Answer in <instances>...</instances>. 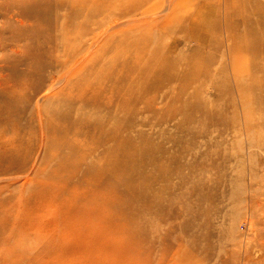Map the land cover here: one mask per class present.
Wrapping results in <instances>:
<instances>
[{
	"label": "rangeland",
	"instance_id": "1",
	"mask_svg": "<svg viewBox=\"0 0 264 264\" xmlns=\"http://www.w3.org/2000/svg\"><path fill=\"white\" fill-rule=\"evenodd\" d=\"M59 1L0 0V92L27 101L0 125V264H264V0ZM96 116L100 145L72 130Z\"/></svg>",
	"mask_w": 264,
	"mask_h": 264
},
{
	"label": "bare ground",
	"instance_id": "2",
	"mask_svg": "<svg viewBox=\"0 0 264 264\" xmlns=\"http://www.w3.org/2000/svg\"><path fill=\"white\" fill-rule=\"evenodd\" d=\"M104 1V0H103ZM57 2L59 3L60 1L59 0H57ZM65 1H61V3H64ZM60 3V4H61ZM60 4L58 5V7H60ZM65 4H66V6L68 7V10L65 12L66 13V18L61 22V24H60V28L62 29L61 30V32H60V38H57L56 39V41H55V45L58 47V48H56L55 50H54V52L55 53H59V52H62V53H64V55L63 56H57V55H55L54 56V62L57 64V65H59V68H60V70H62V68L63 67H67V65H68V63L72 60V61H74L73 59L75 58V57H77V56H79L81 53H82V45H83V42H82V45L79 47V48H76V50H74V54H72L71 53V51H72V49H70V48H68L67 46H65L64 45V42H63V40L67 37V38H74V39H77L78 41H80L81 42V29L79 28L78 29V31H76V33H73L71 30L73 29V21H74V19H76L77 17H79L80 16V12H79V9L78 8H76L75 6L76 5H71L70 3H66L65 2ZM134 4V3H133ZM79 5V7H85V6H88L89 7V9H88V13H92V15H94V14H97L98 12H100L101 11V6H102V1L101 0H86V2H81V3H79L78 4ZM174 6V5H173ZM173 6H171V7H173ZM55 7V6H54ZM170 7V8H171ZM177 7V6H176ZM39 9V7L38 6H35L34 7V9ZM174 8H175V6H174ZM173 9V8H172ZM117 11V10H116ZM128 10L127 9H125V10H120L118 13H122V14H125L126 12H127ZM166 11V10H165ZM169 11H170V9H169ZM168 11V12H169ZM154 13V12H153ZM157 13V12H156ZM169 14H171V12L169 13ZM175 14V13H174ZM155 16V15H154ZM169 16V15H168ZM151 17H153V16H151ZM156 17V16H155ZM154 18V17H153ZM169 18V17H168ZM159 19V18H158ZM152 20V24H153V22H155V21H153V19H151ZM162 20V19H161ZM145 21H147V20H145ZM145 21H143V22H145ZM142 22V23H143ZM147 22H149V21H147ZM146 22V23H147ZM167 22V21H166ZM166 22H163V23H166ZM174 22V21H173ZM63 23H65L64 24V27H62V24ZM140 23V22H139ZM115 24V23H114ZM113 24V25H114ZM159 24V22L158 23H156L155 24V26H157ZM112 25V26H113ZM111 26V25H110ZM143 26H144V24H143ZM142 25H141V27H143ZM153 27H154V25H152ZM119 27V26H118ZM140 27V26H139ZM157 27H159V25L157 26ZM121 28V27H120ZM156 28V27H155ZM166 28H168V25H166ZM41 29H43L42 27H40L39 28V30H41ZM164 29H165V27H164ZM169 29V28H168ZM120 30V29H119ZM159 30V29H158ZM127 31V30H126ZM125 31V32H126ZM110 42V41H109ZM109 44V43H108ZM134 45L132 46V47H136L137 46V44L136 43H133ZM126 45V44H125ZM130 46V45H129ZM144 46V45H143ZM143 46L141 47V48H143ZM129 48V47H128ZM129 49H131V47L129 48ZM129 49H128V51H129ZM123 50H124V48H123ZM131 50H133L134 51V49L132 48ZM130 50V51H131ZM143 50H144V48H143ZM132 51V52H133ZM145 51L147 52L148 50H146V48H145ZM118 52H121L122 53V51H117V54H118ZM127 51H125V53H126ZM135 52H136V54H138V50H135ZM141 52V51H140ZM116 53V52H115ZM142 53V52H141ZM91 53H89V52H87V54H86V56H85V60L83 61V62H85V64H86V61L88 60V59H90L91 58V55H90ZM103 54H104V52H103ZM126 54H128L129 55V53L127 52ZM131 54V53H130ZM134 54V53H133ZM132 54V55H133ZM135 54V55H136ZM143 55H145L144 53H142ZM147 54V53H146ZM102 55V54H101ZM116 55V54H115ZM119 55V54H118ZM103 56V55H102ZM127 56V55H126ZM139 56L140 55H138V58H139ZM146 56V55H145ZM116 57H118V56H116ZM93 58H95V57H93ZM134 59L135 57H131V59ZM141 58V57H140ZM148 58V57H147ZM160 58V57H159ZM101 59V58H100ZM103 59H104V57H103ZM120 59H122V57L120 58ZM125 59V58H124ZM128 59H130V56H129V58ZM132 59V61L133 62H137V61H134ZM152 59L154 60V58L152 57ZM97 60V58H95V59H90L89 61L90 62H94V61H96ZM113 60L114 61H116L117 59L115 58V57H113ZM123 60V59H122ZM135 60H137V58L135 59ZM143 60V59H142ZM150 60H151V58H150ZM119 61V60H118ZM121 61V60H120ZM127 61V60H126ZM126 61H125V63H126ZM131 61V60H130ZM130 61L128 60V62H129V64H130ZM131 61V62H132ZM139 61H141L140 59H139ZM167 61V60H166ZM122 62V61H121ZM120 62V63H121ZM142 62V61H141ZM134 63V65L136 66V64ZM140 63V62H139ZM131 64H133V63H131ZM131 64H130V66H131ZM137 64H138V62H137ZM133 65V66H134ZM140 65V64H139ZM146 65H147V63H146ZM149 65V64H148ZM80 66V65H79ZM133 66H131L132 68H133ZM135 66H134V68H135ZM138 66V65H137ZM141 66V65H140ZM150 66V65H149ZM130 67V68H131ZM126 69H128V68H126ZM91 70V69H90ZM125 71H127V70H125ZM109 72V71H108ZM112 72V71H111ZM109 73V75H107V76H115V73L114 72H112V73ZM122 72V71H121ZM124 72V71H123ZM69 73H70V71H69ZM113 73H114V75H113ZM119 73V72H118ZM91 74V73H90ZM62 75H64V73H62ZM117 75H119V74H117ZM104 77V76H103ZM55 77H52L51 78V80L52 79H54ZM63 78H66V76H62V77H59L58 78V82L61 80V79H63ZM80 80H81V78H79ZM78 81V80H77ZM101 81V80H100ZM99 81V82H100ZM119 82V81H118ZM116 83V82H115ZM115 83H113V84H115ZM78 84H81L80 83V81H78ZM110 84H112V82L110 83ZM102 85V84H101ZM107 85V84H106ZM0 86H1V84H0ZM4 86V85H3ZM2 86V87H3ZM103 86V85H102ZM13 87V86H12ZM90 87V86H89ZM88 87V88H89ZM107 87V86H106ZM115 87V86H114ZM117 87V86H116ZM125 87V86H124ZM4 89L6 88V87H3ZM40 88H41V84L40 83H38L37 85H35L33 88H32V90L34 91V92H37V91H39L40 90ZM110 88H112V85H111V87ZM17 89V88H16ZM68 89V85L67 84H64L63 85V88H62V90L61 91H63V92H65L66 90ZM107 89H109L108 87H107ZM86 90H87V88H86ZM101 90H102V88H101ZM100 92V91H99ZM101 94V93H100ZM17 96L13 93V91L12 90H6L5 92H3V93H1L0 92V125H6V123H7V121L9 120V118H10V113H12L13 111H11V112H9V109H10V107H12V108H15V107H17V108H15L14 110L16 111V109L17 110H19V112L18 111H16L15 113H17L16 115L17 116H20L22 113H20V112H22L23 111V108H24V106L26 105V103H27V101H25L24 102V105H22L23 107H22V109H20V108H18V107H21V106H19V105H17V104H19V102H17V98H16ZM69 97V96H68ZM100 98H102V96L100 97ZM19 99V98H18ZM70 98H68V100H69ZM98 100V97H97V99H95V94H94V91H93V96H89L88 98H84V101H82V100H79L78 102H80V104H84L83 106H89V105H93V104H96L97 101ZM23 102V101H22ZM21 102V103H22ZM7 106H9V108L7 107ZM8 108V109H7ZM11 108V110H13ZM98 112V111H97ZM14 117V116H13ZM102 117H104L103 115H102ZM85 118V117H84ZM108 118V117H107ZM106 118V119H107ZM104 120V119H102L100 116H96V119L95 120H93V121H89V119H86L87 120V122L86 121H84V124H85V129H72V130H76V131H79V132H81V131H84V132H86V134H87V136H88V139H92L93 141H98V140H100V142L97 144V145H100L101 144V142L103 141V142H109L110 141V139L112 138V135H113V133H114V130H112V131H108V132H106L105 131V127L106 126H108V123L106 122L107 120ZM89 121V122H88ZM108 121H111V119H109ZM71 130V131H72ZM11 143V141L10 142H8V143H3V145H1L0 144V148H3V147H5V146H8V145H13V144H15V142L14 141H12V144H10ZM96 145V146H97ZM20 156H22V158H23V155H21V151L20 150H14L13 152H6L5 154H4V158L5 159H7V160H9V167H18V161L20 160ZM8 170V168H6V169H3L2 170V172H5V171H7ZM86 175H88V173L86 172ZM89 176V175H88ZM201 212V211H200ZM253 223V221L252 220H250V224H252ZM50 226V225H49ZM0 227H1V225H0ZM162 230V229H161ZM166 234V233H165ZM167 235V234H166ZM171 236V235H170ZM125 237V236H124ZM137 237V236H136ZM114 238H116V237H114ZM162 238H163V236H162ZM172 238V237H171ZM116 239H118V238H116ZM119 239H120V237H119ZM138 240H141V239H138ZM118 241V245H119V243H120V241L119 240H117ZM52 242V241H51ZM87 242V241H86ZM85 242V244H87ZM137 242V241H136ZM90 243V242H89ZM92 243V242H91ZM100 243V242H99ZM106 243H108V242H106ZM115 242L113 241V244H114ZM57 243H55V245H56ZM109 244H110V242H109ZM112 244V245H113ZM47 245H48V243H47ZM46 244H45V246H47ZM51 245V244H50ZM58 245V244H57ZM56 245V246H57ZM87 245H89V244H87ZM93 245V244H92ZM100 245V244H99ZM118 245H117V248H118ZM122 245H123V243H122ZM125 245H127V244H125ZM170 245V244H169ZM52 246V245H51ZM86 245H84V248H86L85 247ZM107 246V245H106ZM121 246V245H120ZM119 246V247H120ZM124 246V245H123ZM128 246V245H127ZM54 247V249H55V246H53ZM59 247V246H58ZM104 247V246H103ZM109 247H112V246H109ZM108 247V248H109ZM167 247V246H166ZM47 248H49V247H47ZM46 248V249H47ZM52 248V247H51ZM57 248V247H56ZM88 248H90V247H88ZM96 248V247H95ZM97 248H98V245H97ZM108 248H106L107 250L106 251H109V249ZM46 249L44 250V251H42V252H45L46 251ZM53 249V250H54ZM58 249V248H57ZM92 248H90V250H91ZM115 249H116V247H115ZM121 249V248H120ZM125 249V248H124ZM127 249V248H126ZM49 250H50V248H49ZM52 250V249H51ZM63 250V249H62ZM81 250V249H80ZM89 250V249H88ZM110 250H112V249H110ZM122 250H123V248H122ZM128 250V249H127ZM56 251V250H55ZM55 251H53V252H55ZM70 251H73V250H70ZM96 251V250H95ZM99 251V250H98ZM103 251H105V250H103ZM103 251H101V252H103ZM124 251H126V250H124ZM49 253H50V251H48ZM69 252V251H68ZM111 252V251H110ZM113 253H114V251H112ZM119 252V251H118ZM117 252V250H116V253H118ZM130 252V251H129ZM37 253V252H36ZM60 253V252H59ZM89 253H91V252H89ZM89 253H87L88 255H80L81 253H74V257H77V256H83V257H81V258H87V257H89ZM100 253V252H99ZM98 253V254H99ZM122 253V252H121ZM124 253V252H123ZM128 253V252H127ZM127 253H124V255L125 254H127ZM149 253V252H148ZM44 254V253H43ZM46 254V253H45ZM50 254H52V251H51V253ZM54 254H56V253H54ZM67 254V253H66ZM70 254V252L67 254V255H69ZM97 254V255H98ZM105 254V253H104ZM103 254V255H104ZM111 254V253H110ZM109 252H108V257H109ZM96 255V256H97ZM102 255V256H103ZM106 255V254H105ZM104 255V256H105ZM116 255V254H115ZM123 255V254H122ZM124 255H123V257H124ZM146 255H148V254H146ZM54 256V255H53ZM91 256V255H90ZM92 256H94V258H95V254L93 255L92 254ZM117 256H118V254H117ZM126 256V255H125ZM128 256V255H127ZM114 257V256H113ZM120 257H121V254H120ZM122 257V258H123ZM47 258H48V256H47ZM56 258V257H55ZM97 259H98V262H99V260H101V259H99L100 257L99 256H97L96 257ZM95 258V259H96ZM44 259V258H43ZM51 259V258H50ZM49 259V260H50ZM102 259H103V257H102ZM105 259H107V258H105ZM114 259H117L118 260V257L117 258H114ZM124 259H126L127 260V258H124ZM65 260V259H64ZM123 260V259H122ZM60 261H62V260H60ZM86 261V260H85ZM90 261V260H89ZM94 261H96V260H94ZM119 261H121V258H119ZM129 261H130V259H129ZM134 261V260H133ZM63 262V261H62ZM62 262H61V264H62ZM87 262H88V259H87ZM102 262H103V260H102ZM115 262H118V261H115ZM122 262V261H121ZM124 262V261H123ZM123 262L122 263H120V264H123ZM135 262V261H134ZM133 262V263H134ZM141 262L142 261H140V264H141ZM145 262H146V260H145ZM65 263V262H64ZM94 264H96L95 262H93ZM101 263V262H100ZM99 263V264H100ZM124 263H126V262H124ZM130 263V262H129ZM129 263H126V264H129ZM90 264H92V263H90ZM98 264V263H97ZM103 264V263H102ZM113 264H115V263H113ZM117 264H119V263H117Z\"/></svg>",
	"mask_w": 264,
	"mask_h": 264
}]
</instances>
